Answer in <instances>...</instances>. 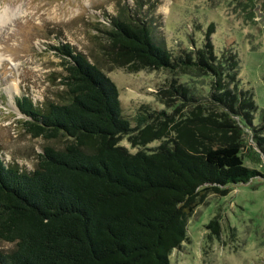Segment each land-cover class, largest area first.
Listing matches in <instances>:
<instances>
[{
    "label": "trees",
    "instance_id": "1",
    "mask_svg": "<svg viewBox=\"0 0 264 264\" xmlns=\"http://www.w3.org/2000/svg\"><path fill=\"white\" fill-rule=\"evenodd\" d=\"M138 13L122 6L110 14L91 56L67 42L51 46L64 69L57 98H15L25 131L47 143L31 169L0 156V238L13 243L0 249V264H170L207 193L264 177L242 157L246 133L264 153V112L257 120L237 53L192 37L168 49ZM130 65L169 72L163 103L166 92L184 93L177 75L207 78L206 99L187 119L193 125L168 136L163 109L122 114L106 70ZM205 226L217 232L216 216Z\"/></svg>",
    "mask_w": 264,
    "mask_h": 264
},
{
    "label": "rangeland",
    "instance_id": "2",
    "mask_svg": "<svg viewBox=\"0 0 264 264\" xmlns=\"http://www.w3.org/2000/svg\"><path fill=\"white\" fill-rule=\"evenodd\" d=\"M122 6L150 20L154 38L163 40L168 49L189 46L187 39L192 37L198 44L207 38L216 51L227 47L236 52L241 85L251 92L255 116L260 119L264 112V0H0V17L6 16L0 20V156L5 162L31 169L37 152L47 143L25 131L15 98L25 94L40 104L58 97L64 69L51 46L67 42L86 55L97 53L98 41L104 40L100 29ZM106 71L118 89L122 114L134 115L141 107L163 109L168 114L164 117L168 136L177 134L180 126L193 125L191 110L208 94L207 78L177 75L184 93L166 92L171 99L163 103L159 90L168 82L167 70L130 65ZM258 130L264 136V129ZM121 141L130 148L127 136ZM244 141V163L264 174V153L249 134ZM215 216L217 232L205 226ZM186 226L187 238L171 251L170 264H264V177L233 184L224 194L207 193ZM12 246L0 238V249Z\"/></svg>",
    "mask_w": 264,
    "mask_h": 264
},
{
    "label": "bare ground",
    "instance_id": "3",
    "mask_svg": "<svg viewBox=\"0 0 264 264\" xmlns=\"http://www.w3.org/2000/svg\"><path fill=\"white\" fill-rule=\"evenodd\" d=\"M6 16H1L0 20H4ZM1 22V21H0Z\"/></svg>",
    "mask_w": 264,
    "mask_h": 264
}]
</instances>
